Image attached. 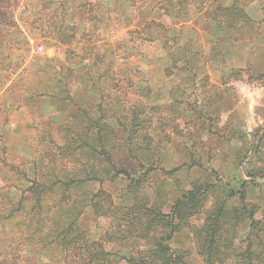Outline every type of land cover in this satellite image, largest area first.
I'll list each match as a JSON object with an SVG mask.
<instances>
[{
  "label": "rangeland",
  "instance_id": "374dc122",
  "mask_svg": "<svg viewBox=\"0 0 264 264\" xmlns=\"http://www.w3.org/2000/svg\"><path fill=\"white\" fill-rule=\"evenodd\" d=\"M58 2L9 0L1 14L0 201L5 185L19 186L11 190L15 198L30 185L4 163L6 154L19 169L36 166L46 175L64 164L66 176L88 178L34 199L28 209L43 211L44 225L33 241L21 218L2 222L0 264H264V0H219L238 3L245 14L219 24L190 12L172 26L180 41L167 50L116 27L105 47L90 52L78 41L80 23L77 34L73 29L78 15L62 20L58 11L49 19ZM133 3L134 21L161 18L147 11L159 0ZM197 6L215 7L194 0ZM52 31L67 35L66 44ZM184 44L191 66L175 65L168 52ZM101 59L113 63L109 70ZM98 136L116 145L110 155L99 153ZM140 142L156 163L134 182L145 168L132 157L139 149L130 148ZM237 152L246 158L239 161ZM56 154L51 163L48 155ZM196 186L202 198L191 208L182 200L171 218L176 199ZM220 205L226 223L208 248L206 217ZM142 206L170 221L150 222Z\"/></svg>",
  "mask_w": 264,
  "mask_h": 264
},
{
  "label": "trees",
  "instance_id": "16d2710c",
  "mask_svg": "<svg viewBox=\"0 0 264 264\" xmlns=\"http://www.w3.org/2000/svg\"><path fill=\"white\" fill-rule=\"evenodd\" d=\"M9 0H0V23L2 22V16L1 14H5L6 11L10 8V4L8 3ZM47 2H50L52 0H45ZM160 3L159 5L154 8L152 7L151 9H148V13L151 12L152 16L154 15L155 12H159V16L165 17L167 20L164 21L160 17H149L148 19L140 20L139 21H134V16L129 9L131 7H135V4L133 3L134 0H59L58 5L53 11L51 12V15L49 16V19L52 18V15L58 14L57 12L60 11L61 19L69 14L70 17H75V15H78L77 20H72L73 21V29H75V34L78 33V29L76 31V25L80 23V26L82 27L81 30L79 31V36L78 41H83V46H82V52H85V50L92 51V49H99L102 47H105L104 45H107V40L112 34H114L113 31H115L116 27H121V28H127L131 29L127 31V34H135L141 40L143 41H160L163 45V48L167 50V44L168 42L172 41L178 42L180 39L175 35V33L172 32V26L176 24V22L183 16H186L190 14V12L195 11L197 13H200L203 17L209 19V20H214L218 24L222 22V18H227V20H230L231 18H234L236 15H241V17L245 18L244 14V8L240 7L238 3L233 2L230 6H222L220 5L221 3L219 0H209L210 5H214L215 7L213 9H210L209 7H202V6H197V7H191V4L193 3L194 0H159ZM66 4V5H65ZM59 9V10H58ZM67 23H70L67 19L62 21L63 25H66ZM234 25H230L229 28H232ZM135 27V29H134ZM62 28V26L60 27ZM224 29H227L228 27H223ZM109 30V33L107 31ZM111 30V31H110ZM141 34V37H140ZM49 36L52 38H55L58 40V42L62 44H66L68 41V36L65 35L64 38L57 35V33H48ZM89 47V48H88ZM181 52L179 53H174L172 51L170 52L171 58L174 61L175 65L177 64L178 61H183L185 66H191L190 63V53L192 49L189 47L188 44H184L182 47H180ZM184 53V54H183ZM186 54V55H185ZM104 57V56H103ZM100 60V59H99ZM109 61L108 64L105 63L104 59H101V63L104 65L109 66V68L113 65V63ZM87 64L90 66L89 61H87ZM56 65L54 64L53 66H49L53 73L57 74L58 70L56 69ZM97 64L94 62L92 63V66H96ZM188 68V67H187ZM97 77V78H96ZM91 77V80L94 82H98V79H101L102 76H96ZM101 95H104V92H100V97ZM93 105L96 104L98 108L101 110H105V107L100 104V101L92 102ZM93 112H86V115L90 118L92 116ZM93 122H96L93 120ZM97 127L96 125H94ZM102 126V125H100ZM103 127V126H102ZM136 131H134V134ZM94 140L97 141L100 145L101 151L99 153H105L109 154L111 153L112 150L115 148L114 143H110L109 139H101V136L94 137ZM106 140V142L104 141ZM141 144L140 143H137ZM134 144V147H131L130 150L132 149V153L138 150V153L136 155H132L133 159L135 160V163L138 164L139 166H144V171L139 172L137 177H131L134 182H139L141 180V176L151 170L154 169L153 165L156 163V157L155 154H153L150 151L149 146L146 144L145 146L143 145H138ZM92 148L97 150V147H94L92 145ZM143 150H148L147 153H142ZM128 151V149H127ZM141 151V152H140ZM151 152V154H150ZM240 152H237L235 154V157L239 160L242 161L246 157L240 156ZM110 155V154H109ZM7 154L5 157H3V160H6L4 163L9 166V168L17 170L15 173L21 174V180H24L30 185L28 188L24 191V193L19 196L18 198H15L14 196H11L12 194V188L19 189L18 185L16 184H8L5 185L7 188V192L2 196L4 200L0 201V228L3 225L2 222L7 221V220H15L17 218H21L22 220L25 221V225L23 226L24 230H27L25 232L26 237L29 238L30 241L34 240L33 234L35 232H38L40 230V226L44 225L43 222V217H38V214L41 215L43 211L36 210V212H32L31 214V209H28V206L32 207V204L34 202V199L38 198L40 199L41 196H44V194L51 193L52 188L56 184H60L66 188L69 186V184L73 181H82L87 179L88 175H85L84 178H76L72 177L74 175H71L70 173L69 176H66V170L64 164H62L63 168L62 169H51L49 170L50 172L48 174H41L39 169L35 166V169L32 171L31 169H27V167L23 166L19 169V167L15 165H11V161L7 160ZM48 159L50 160L51 163H54L55 160L57 159V154L54 155H48ZM108 162L109 164L112 165V159L109 158L108 156ZM110 165V166H111ZM148 166V167H147ZM125 174H129V172L126 170L124 171ZM89 174L94 175L89 171ZM134 173V175H136ZM248 175H250L247 172ZM18 180V179H16ZM48 180V181H47ZM53 180V181H51ZM240 184H245V181L240 180ZM200 186L193 187L192 189H189L185 191L176 201L174 202L172 209H171V218L174 215V212L177 214L180 213L181 211V204L182 200L190 202L189 208H191V203L193 200L200 199L202 198L201 193L199 189ZM4 188V187H3ZM10 188V190H8ZM27 192V193H26ZM235 191L234 193H236ZM52 206V205H51ZM50 206V207H51ZM55 206L53 205L52 208ZM144 209L143 215L145 216H150V222L156 221V223L161 224L162 223H168L170 220L168 216H164L163 213L158 211L157 209H148L145 206H142ZM46 208H49L47 206ZM183 209V207H182ZM214 214L211 216H208L206 218H210L207 222V233L205 237L203 238V242L205 239H207V247L210 248L211 243L214 240V236L218 233L219 230L217 228L221 224H225L226 220L223 217V211L224 208L222 205L218 206V208H215ZM234 214L238 211L237 208L233 209ZM22 212H25V214H28V216L25 218V214ZM36 213V214H35ZM35 214V215H34ZM234 217V216H232ZM47 218V217H46ZM32 221V222H31ZM162 222V223H160ZM23 223V222H22ZM164 225V224H163ZM171 225L170 223L164 226H169ZM157 226L153 227V229H156ZM24 230L21 231V234L24 233ZM1 233V232H0ZM172 233V229H170L165 235H160L159 238L162 239L163 237L169 238L170 234ZM2 241V238H1ZM0 241V245L1 242ZM15 242L18 243V240L15 239ZM4 246V244H2Z\"/></svg>",
  "mask_w": 264,
  "mask_h": 264
}]
</instances>
